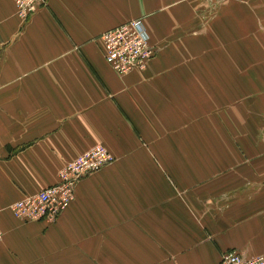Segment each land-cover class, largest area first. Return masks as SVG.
Here are the masks:
<instances>
[{
	"label": "crops",
	"instance_id": "crops-1",
	"mask_svg": "<svg viewBox=\"0 0 264 264\" xmlns=\"http://www.w3.org/2000/svg\"><path fill=\"white\" fill-rule=\"evenodd\" d=\"M142 18L119 75L100 35ZM101 144L52 223L14 201ZM0 264H218L264 256V0H0Z\"/></svg>",
	"mask_w": 264,
	"mask_h": 264
},
{
	"label": "built area",
	"instance_id": "built-area-1",
	"mask_svg": "<svg viewBox=\"0 0 264 264\" xmlns=\"http://www.w3.org/2000/svg\"><path fill=\"white\" fill-rule=\"evenodd\" d=\"M214 6L221 0H201ZM17 15L27 20L47 4V0H13ZM103 57L119 75L142 69L155 53L142 18H133L100 35ZM1 159V156H0ZM114 156L101 144H95L62 166L57 182L25 195L9 205L13 215L24 222L52 223L74 198L77 182L88 174L111 163ZM2 231L0 229V241ZM218 264H264V256H245L237 250L222 253Z\"/></svg>",
	"mask_w": 264,
	"mask_h": 264
},
{
	"label": "rangeland",
	"instance_id": "rangeland-1",
	"mask_svg": "<svg viewBox=\"0 0 264 264\" xmlns=\"http://www.w3.org/2000/svg\"><path fill=\"white\" fill-rule=\"evenodd\" d=\"M225 1H226V0H221L220 2H221V4H222V3L225 2ZM220 2H219V3H220ZM219 3H218V4H219Z\"/></svg>",
	"mask_w": 264,
	"mask_h": 264
}]
</instances>
